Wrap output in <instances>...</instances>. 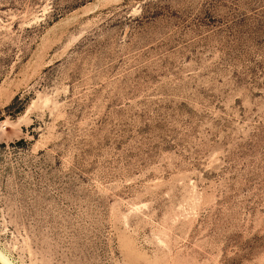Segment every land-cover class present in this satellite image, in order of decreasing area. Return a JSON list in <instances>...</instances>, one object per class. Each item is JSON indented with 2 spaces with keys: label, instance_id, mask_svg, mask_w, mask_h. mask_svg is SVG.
I'll return each instance as SVG.
<instances>
[{
  "label": "rangeland",
  "instance_id": "1",
  "mask_svg": "<svg viewBox=\"0 0 264 264\" xmlns=\"http://www.w3.org/2000/svg\"><path fill=\"white\" fill-rule=\"evenodd\" d=\"M0 251L264 264V0H0Z\"/></svg>",
  "mask_w": 264,
  "mask_h": 264
},
{
  "label": "bare ground",
  "instance_id": "2",
  "mask_svg": "<svg viewBox=\"0 0 264 264\" xmlns=\"http://www.w3.org/2000/svg\"><path fill=\"white\" fill-rule=\"evenodd\" d=\"M0 264H13L9 258L0 251Z\"/></svg>",
  "mask_w": 264,
  "mask_h": 264
}]
</instances>
